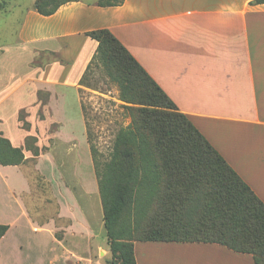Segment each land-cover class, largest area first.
<instances>
[{
  "label": "crops",
  "instance_id": "crops-1",
  "mask_svg": "<svg viewBox=\"0 0 264 264\" xmlns=\"http://www.w3.org/2000/svg\"><path fill=\"white\" fill-rule=\"evenodd\" d=\"M254 1H75L50 16L35 0L13 2L0 16L15 25L9 42L0 27V136L26 163L0 165V225L9 226L0 264H93L94 248L95 264L112 259L82 84L99 46L88 33L97 30L120 41L264 202V3ZM29 137L39 156L27 150ZM139 246L176 255L140 256ZM135 258L256 264L251 254L197 242H136Z\"/></svg>",
  "mask_w": 264,
  "mask_h": 264
},
{
  "label": "trees",
  "instance_id": "trees-1",
  "mask_svg": "<svg viewBox=\"0 0 264 264\" xmlns=\"http://www.w3.org/2000/svg\"><path fill=\"white\" fill-rule=\"evenodd\" d=\"M12 1L0 0V16L10 11ZM75 1L82 0H35V9L50 16ZM88 36L99 44L89 70L101 64L118 84L121 100L141 106L128 107L136 113L133 122L118 132L111 160L101 172L95 159L112 253L109 264H136V242L217 243L264 264V202L110 31ZM169 108L175 113L162 111ZM36 144L29 137L26 148L39 156L42 150ZM135 160L141 162L140 170L134 168ZM23 163L24 150L0 136V165ZM128 208L134 222L120 231ZM8 230L0 225V240Z\"/></svg>",
  "mask_w": 264,
  "mask_h": 264
},
{
  "label": "rangeland",
  "instance_id": "rangeland-1",
  "mask_svg": "<svg viewBox=\"0 0 264 264\" xmlns=\"http://www.w3.org/2000/svg\"><path fill=\"white\" fill-rule=\"evenodd\" d=\"M15 1V0H14ZM11 5L13 4V2ZM60 1V0H57ZM87 3L93 4H108L115 3L121 0H82ZM3 26V39L2 42H9L12 39L11 34L15 30V25H4L3 22H0V27ZM1 42V41H0ZM83 92L84 97L87 101V113L89 114L90 128L92 133V143L95 146V151L93 154L95 155V159L97 162V167L99 172L104 168V164L108 163L111 160L114 143L118 132L128 127L133 122L134 111L128 109V107L134 106L140 108L141 106H135L132 104H128L121 100V92L117 83L110 80V78L105 73L104 68L101 64L96 63L89 70L86 75V79L83 82ZM162 111L175 113V111L169 109H162ZM101 128H106L105 134H98V131H101ZM99 129V130H98ZM99 146V147H98ZM133 166L135 169H139L141 167V162L139 160L133 161ZM32 177L34 175H31ZM33 180L35 183H39L41 186V182H38L34 177ZM42 189V187H41ZM43 194L46 195L45 192ZM134 222L133 210L128 208L125 212L121 226L119 230H124L126 227H130ZM105 235L107 237V233L105 231ZM100 242L102 240L100 239ZM105 242V240H104ZM147 250V248L145 249ZM142 246L138 248V254L140 256L145 255H156V256H168V255H176V253H170L169 251L176 252L173 250H164V249H154L153 251H145ZM91 258L93 260V264L99 263L101 261V252L94 248L92 252ZM104 255V253H103Z\"/></svg>",
  "mask_w": 264,
  "mask_h": 264
}]
</instances>
